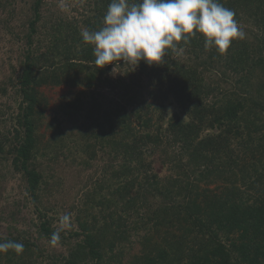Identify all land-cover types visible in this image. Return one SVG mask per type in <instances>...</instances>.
Here are the masks:
<instances>
[{
  "label": "trees",
  "instance_id": "16d2710c",
  "mask_svg": "<svg viewBox=\"0 0 264 264\" xmlns=\"http://www.w3.org/2000/svg\"><path fill=\"white\" fill-rule=\"evenodd\" d=\"M5 2L0 0L1 7ZM111 2L91 0L93 12L81 26L90 31L103 27ZM219 2L234 11L238 23L258 27L257 31L251 29L245 39L232 41L223 54L215 47L205 49L200 34L191 36L188 44L181 41L176 49H185L189 58L167 49L160 64L141 61L139 73L130 72L132 84L126 76L113 80L108 75L112 64L99 68L94 45L83 41L81 27L64 20L49 25L45 35L50 42L44 51L33 48L42 45L36 36L43 0L32 1L21 67L10 63L7 82L15 88L18 110L12 112V127L0 128V170L10 164L27 184L38 214L37 237L8 227L0 242H21L24 251L0 254V264H264V0ZM44 26L47 29L48 22ZM241 70L244 75L234 80L235 89L221 93L212 74L228 81ZM5 84H0V91L7 94ZM63 84L84 87L58 110L83 117L80 138L63 134L58 114L46 122L48 103L39 90ZM104 85L119 90V99L108 106L94 91ZM156 112L159 120L154 119ZM44 126L52 133L48 138L40 131ZM151 143L165 144L166 156L172 143L180 145L181 151L173 153L177 159H164L171 173L166 179L147 160L154 153ZM55 150L89 166L98 151L109 159L102 179L80 189L76 225L67 230L49 216L50 206L40 195L49 180L36 169V158ZM196 180L216 187H200ZM149 196H159V203L133 225L125 226L122 216L113 218L119 205L126 212L142 197L148 205ZM104 209L111 222L102 215ZM56 231L60 241L68 242L64 254L42 245L44 239L49 245ZM138 231L140 252L122 261L134 245L131 235Z\"/></svg>",
  "mask_w": 264,
  "mask_h": 264
},
{
  "label": "rangeland",
  "instance_id": "374dc122",
  "mask_svg": "<svg viewBox=\"0 0 264 264\" xmlns=\"http://www.w3.org/2000/svg\"><path fill=\"white\" fill-rule=\"evenodd\" d=\"M32 1L33 0H6L2 7L0 5V75H2L0 77V84L6 83L4 86L6 89L8 88L7 94L0 91V128H2L3 131H5L4 128L12 127V112L14 110L17 112L18 110V104H16L18 101L13 98L14 95L16 96L15 88L7 82V79L12 75V66H10V63L18 70L21 67L20 61L23 59L22 52L27 43L25 34L28 29V18L33 14L31 9ZM90 1L91 0H43L41 11L42 19L37 24L39 34L36 36V38H42V45H35L33 48H38L40 52L46 49V45L50 42V39H47L45 34L50 27L49 25L56 22L58 19L80 26L81 30H85V28L81 26L82 20H85L87 16L91 15L93 12L91 10ZM47 22L48 26L46 29L44 25H46ZM239 25L246 34L250 33L251 29L254 31L258 29V27H251L250 24L248 25L242 22L239 23ZM175 51L176 57L184 56L183 58H189L190 54H188L185 49H178ZM110 67L108 75L111 76L113 80L118 77L126 76V81L132 84L134 83L131 82L130 72L139 73V65L135 66L124 63L123 61L113 63ZM241 72L242 73H238L236 76L230 77L228 81L220 78L221 74L218 75L213 73L212 76L215 79V83L221 87L222 90L219 91L222 93V91L235 89L236 84L234 80H238L240 76L244 75L242 70ZM137 75L139 77L141 76V74ZM141 78L144 79L143 75ZM81 87L82 86L73 88L67 84L61 86L48 85L41 87L39 90L40 97L48 103L45 109L46 122L51 121L54 115L58 114V125L60 128L64 129L63 134L72 135L74 138H78L79 135H81L80 133L82 130L79 132L80 127L85 124L83 117L72 114L64 115L63 110L59 112L58 110L61 105H65L64 102L75 96L74 92L82 88L84 89V87ZM224 87H226L225 90H223ZM94 91L99 101H102L106 106L119 99L118 88L104 85L96 88ZM87 96L90 98V91H88ZM148 102H151V99H149ZM9 103L13 105L12 109L7 107ZM84 111L82 113H84ZM177 111L181 112L180 110ZM134 119L135 117L133 116V120ZM154 119L159 120L157 112L155 113ZM45 128L46 126L42 127L40 131L46 134L48 138L52 133L51 131L46 132ZM44 142H46V140ZM149 145L153 147L150 148V150H153L154 153L149 154L147 160L148 162H152L153 171L157 172L161 179H166L171 173L167 166L164 165V159H168L170 156L177 159L176 153L175 156H173V153L175 151H178V153L181 151L180 145H174L172 143L168 148L169 156H166L164 152L166 148L165 144L158 146L157 144L151 143ZM47 152L46 156L36 158V169L47 175L49 180L47 191H42L40 195L42 201L50 206L49 216L52 218L54 224L67 230L72 227V225H76L74 220L77 209L75 208L79 206V200L82 198L80 189L86 188V185H95L98 180L102 179L103 169L108 165L109 159L106 154L98 151V158L93 160L89 166V164H81L72 161L68 156V158L65 157L64 153L61 151L58 152L55 150V153H51V151ZM65 153L67 152L65 151ZM7 165H3L0 170V235L4 236L8 231V227H11L13 232L27 231L33 233V237L36 239L37 232L34 226V223L37 222L36 219H38V214L35 209L36 204L29 196L30 194L27 193V184H22L20 181L21 176L10 169V164ZM194 178L195 175H191L193 181H195ZM196 182H198L200 187L204 188L208 186L203 181L196 180ZM208 187L214 188L216 184ZM148 200L150 203L148 202V205H146L145 203L147 202L142 197V200L138 201L135 208L126 212L123 211L119 205L113 218L118 219L119 216H122L124 220L122 222L125 226L133 225L140 215L144 216L146 212L156 207L160 198L159 196H149ZM112 209L115 208L113 207ZM103 212L102 215H107L108 222H111L112 219L110 218L109 220L108 211L104 209ZM65 214L70 216V221L67 226H62L61 217ZM141 237L142 231H138V233L131 235L130 241H132L134 245H131V248L128 249V241L126 242L127 245H125V248H127L126 251L128 252H125L122 261H128L133 254L140 252V245H138V242L141 241ZM47 243L45 239L42 241V245L53 253L64 254L67 252L68 242L63 238L56 246H51Z\"/></svg>",
  "mask_w": 264,
  "mask_h": 264
},
{
  "label": "clouds",
  "instance_id": "9594fccd",
  "mask_svg": "<svg viewBox=\"0 0 264 264\" xmlns=\"http://www.w3.org/2000/svg\"><path fill=\"white\" fill-rule=\"evenodd\" d=\"M233 10L219 0H112L99 30H83L82 39L94 45L95 64L103 68L115 61L138 66L144 61L149 66L160 64L166 50L175 51L179 42L200 34L205 49L215 47L223 54L234 40H243L246 33L234 18ZM70 216L61 217L67 226ZM60 242L59 231L53 232L49 243ZM24 251L21 242H0V254Z\"/></svg>",
  "mask_w": 264,
  "mask_h": 264
}]
</instances>
